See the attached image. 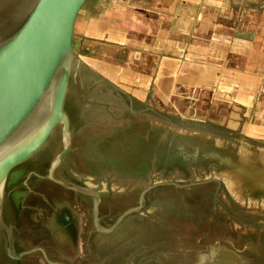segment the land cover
Returning <instances> with one entry per match:
<instances>
[{
  "label": "rangeland",
  "instance_id": "obj_1",
  "mask_svg": "<svg viewBox=\"0 0 264 264\" xmlns=\"http://www.w3.org/2000/svg\"><path fill=\"white\" fill-rule=\"evenodd\" d=\"M81 77L52 173L72 187L50 177L62 134L12 171L0 247L7 231L22 259L7 264H264V128L231 125L221 103L184 109L197 88L171 104Z\"/></svg>",
  "mask_w": 264,
  "mask_h": 264
},
{
  "label": "crops",
  "instance_id": "obj_2",
  "mask_svg": "<svg viewBox=\"0 0 264 264\" xmlns=\"http://www.w3.org/2000/svg\"><path fill=\"white\" fill-rule=\"evenodd\" d=\"M74 47L79 78L85 71L138 99L163 95L171 104L198 93L205 98L184 109L221 103L231 125L251 134L264 128V0H88Z\"/></svg>",
  "mask_w": 264,
  "mask_h": 264
},
{
  "label": "water",
  "instance_id": "obj_3",
  "mask_svg": "<svg viewBox=\"0 0 264 264\" xmlns=\"http://www.w3.org/2000/svg\"><path fill=\"white\" fill-rule=\"evenodd\" d=\"M88 0H0V230L6 186L12 171L44 153L62 134L53 178L68 149L72 118L67 101L78 78L81 57L74 47L77 17ZM0 247L2 264L21 261L12 253L10 235Z\"/></svg>",
  "mask_w": 264,
  "mask_h": 264
},
{
  "label": "bare ground",
  "instance_id": "obj_4",
  "mask_svg": "<svg viewBox=\"0 0 264 264\" xmlns=\"http://www.w3.org/2000/svg\"><path fill=\"white\" fill-rule=\"evenodd\" d=\"M104 93V92H103ZM75 94V93H74ZM101 95V94H100ZM103 97V96H102ZM105 97V96H104ZM115 98V97H114ZM99 99V98H98ZM114 100V99H113ZM118 101V100H117ZM112 103H114V102H112ZM107 104V103H106ZM120 105V104H119ZM94 106V105H93ZM122 107V106H121ZM100 108V107H99ZM113 108V107H112ZM115 108V107H114ZM89 109V108H88ZM93 109V108H92ZM118 109V108H117ZM85 110V109H84ZM89 110H91V107H90V109ZM86 111V110H85ZM103 110H101V112H102ZM88 112V111H87ZM96 112H98V111H96ZM104 112V111H103ZM95 113V112H94ZM93 113V114H94ZM105 113V112H104ZM104 113H103V115H104ZM96 114V113H95ZM86 115V114H85ZM91 115V114H90ZM87 116V115H86ZM102 116V115H101ZM100 116V117H101ZM104 117H105V115H104ZM108 117V116H107ZM103 119V118H102ZM98 120V119H97ZM96 125V124H95ZM98 125H99V123H98ZM56 146V145H55ZM54 151H55V149H54ZM39 156H41V154L40 155H37L36 157H34L33 159L34 160H36V159H38L39 158ZM51 156V155H50ZM49 158V157H48ZM46 160V159H45ZM47 162V161H46ZM45 162V163H46ZM42 163V162H41ZM49 163V162H48ZM47 166V165H46ZM38 167H39V164H38ZM28 168H29V166H28ZM50 168V167H49ZM54 172H56V170L54 171ZM49 174V173H48ZM46 181V180H45ZM43 182V181H42ZM49 182V181H48ZM69 182V181H68ZM72 182V181H71ZM15 184V183H14ZM47 185V184H46ZM77 185V184H76ZM48 186V185H47ZM52 186V185H51ZM83 191V190H82ZM83 193V192H82ZM87 195V194H86ZM88 197V196H87ZM93 203V202H92ZM16 223V222H15ZM16 228V227H15ZM7 229V228H6ZM6 231V230H5ZM6 233H8L7 231H6ZM22 240H24V239H22Z\"/></svg>",
  "mask_w": 264,
  "mask_h": 264
},
{
  "label": "flooded vegetation",
  "instance_id": "obj_5",
  "mask_svg": "<svg viewBox=\"0 0 264 264\" xmlns=\"http://www.w3.org/2000/svg\"><path fill=\"white\" fill-rule=\"evenodd\" d=\"M61 217H62L63 221L66 222V224H67V226L69 227V229H73V228H74V226H72V225L70 224L69 218H68V216H67V212L63 211ZM73 230H74V229H73Z\"/></svg>",
  "mask_w": 264,
  "mask_h": 264
}]
</instances>
